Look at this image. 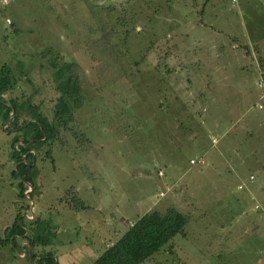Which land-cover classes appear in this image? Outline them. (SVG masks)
Here are the masks:
<instances>
[{"label": "rangeland", "instance_id": "374dc122", "mask_svg": "<svg viewBox=\"0 0 264 264\" xmlns=\"http://www.w3.org/2000/svg\"><path fill=\"white\" fill-rule=\"evenodd\" d=\"M208 1L202 15L206 0H0L5 98L50 121L60 96L71 108L24 174L52 241L35 254L91 264L104 240L172 207L184 231L140 264H264V0ZM64 64L81 103L55 77ZM8 127L0 115V264H33L4 241L14 204L35 219L14 203Z\"/></svg>", "mask_w": 264, "mask_h": 264}, {"label": "trees", "instance_id": "16d2710c", "mask_svg": "<svg viewBox=\"0 0 264 264\" xmlns=\"http://www.w3.org/2000/svg\"><path fill=\"white\" fill-rule=\"evenodd\" d=\"M206 0L205 3H207ZM70 71V66L64 64L55 71V77L61 83L65 93L77 103H81L82 88L77 77ZM11 69L7 64H0V104L4 108V122L14 111L9 120L8 131L15 130L20 132V136L15 137L14 144L20 142L21 145L13 149L16 172L18 178V198L25 200V191L28 189L27 183L32 185V178L28 174V169L33 165L35 157L31 150L36 152L45 144L55 141L57 136V125L65 122V116L71 113V108L66 99L60 96L55 104V121H50L35 104H28L24 100L17 98L6 99L5 95L12 89L13 82L11 78ZM74 106V105H72ZM29 112L30 118L21 119L23 112ZM46 155L51 157L50 151ZM29 197L32 198L31 193ZM29 207V204H28ZM21 217V211L17 212L16 218L9 229V235L5 236L4 241L16 247L15 235H23L26 230V224ZM25 219V218H24ZM28 223L29 235L26 236L29 245L48 246L51 244L49 236L43 237L45 224L40 225L39 217L33 220L25 219ZM187 217L175 208H167L164 211L152 210L141 215L134 221L128 229L111 245L105 247L91 264H140L166 245L175 235L182 233L187 224ZM35 225V226H34ZM51 251L39 253L31 252V259L39 256L35 264H56ZM33 263V262H32ZM58 264V263H57Z\"/></svg>", "mask_w": 264, "mask_h": 264}, {"label": "crops", "instance_id": "0c3cea01", "mask_svg": "<svg viewBox=\"0 0 264 264\" xmlns=\"http://www.w3.org/2000/svg\"><path fill=\"white\" fill-rule=\"evenodd\" d=\"M8 1V0H7ZM209 3V1H207V3H205V6L204 7H202L200 10H199V13H201L202 15H204L205 14V12L207 11L206 9H205V7H206V5ZM261 24V23H260ZM256 27H257V25H256ZM262 28H264L263 26H262ZM258 40H260L261 42L262 41H264L263 39H258ZM4 112V111H3ZM3 112L2 113H0V115L2 116V118H3ZM9 124V123H8ZM20 144V143H19ZM21 145V144H20ZM27 187H28V189L25 191V197H26V201L28 202V203H31L30 202V200L28 199V197H29V194L30 193H33L34 192V190H33V188H30V186L27 184ZM31 187H32V185H31ZM16 189H17V194H15V199H14V203L17 201L18 202V200H19V204H21L20 203V201H23V200H21V199H19L18 198V185H17V183H16ZM16 191V190H15ZM30 198V197H29ZM32 200V199H31ZM32 202H33V206H32V203H31V208L29 209V211H30V214L31 215H35V217H39L40 215H37V213H40V212H42V210H44V209H42V207H43V205L42 204H40V202L39 201H33L32 200ZM18 209H21L22 211H21V213L23 212V214H24V217L27 219V217H26V215H25V213H24V207H23V203H22V205H20V206H18V208H17V206L14 204V216L12 217V224H13V222H14V220H15V218H16V211L18 210ZM36 211H38L37 213H36ZM43 213V212H42ZM41 216H42V214H41ZM40 216V217H41ZM133 223V222H132ZM131 223V224H132ZM130 224V225H131ZM129 225V226H130ZM7 226H9V224H7ZM128 226V227H129ZM28 227V226H27ZM27 227H26V230H25V233L23 234V235H15V238H16V243L19 245L18 247H21L22 248V250H23V256L22 257H26V255L27 254H29V255H31V252H34L35 250H33L32 249V247L29 245V242H28V240H27V238H26V236L27 235H29V230L27 229ZM128 227L126 228V230L128 229ZM125 230V231H126ZM124 231V232H125ZM123 234V233H122ZM14 236V235H13ZM13 236H12V238H13ZM121 236V235H120ZM119 236V237H120ZM119 237H117L116 239H108V240H104V242H103V244H102V246H100L99 248H98V250L96 251L97 253H98V255H99V253L105 248V247H107V246H109V245H111L114 241H116ZM52 242V241H51ZM48 246H50V245H48ZM48 246H45V247H41L42 248V250H46V248L48 247ZM17 247V248H18ZM48 249H50L49 247H48ZM45 252V251H44ZM96 252L94 253V256H96L95 257V259L97 258V256L98 255H96ZM19 253H21V252H19ZM35 253V252H34ZM22 254V253H21ZM86 255V254H85ZM53 256V255H52ZM93 256V255H92ZM54 257V259H55V263L57 262V263H59L60 261H59V257L58 258H55V256H53ZM40 257L39 256H37V257H35L33 260L31 259V256H30V259H31V262L30 263H32L33 262V264H35L34 262H36L38 259H39ZM57 259V260H56ZM94 259V260H95ZM56 263V264H57Z\"/></svg>", "mask_w": 264, "mask_h": 264}, {"label": "built area", "instance_id": "2783aa9c", "mask_svg": "<svg viewBox=\"0 0 264 264\" xmlns=\"http://www.w3.org/2000/svg\"><path fill=\"white\" fill-rule=\"evenodd\" d=\"M2 2H3V3H6L7 0H2ZM6 22H10V19L7 18V19H6ZM211 141H212V143H213V142L215 143V142H216V139H215V138H212ZM189 162H190V164H196L197 162H198V163H201V164L203 163L202 160H201V161H199V160L197 161V160H195V159H190ZM160 174H161V172H160ZM250 179H253V176H250ZM241 187H242L241 185L238 186V188H241ZM159 194H160V195H163V192H160ZM255 208L258 209V206L255 205Z\"/></svg>", "mask_w": 264, "mask_h": 264}, {"label": "water", "instance_id": "95a60500", "mask_svg": "<svg viewBox=\"0 0 264 264\" xmlns=\"http://www.w3.org/2000/svg\"><path fill=\"white\" fill-rule=\"evenodd\" d=\"M13 113H14V111L12 110V112L10 113V115H9V117L7 119V124L9 123V120H10L11 116L13 115ZM28 185L30 186V188H32L30 184H28ZM29 200H30V202L32 203V206H33L34 204H33L32 200L31 199H29ZM29 261L31 262L30 255H29Z\"/></svg>", "mask_w": 264, "mask_h": 264}]
</instances>
